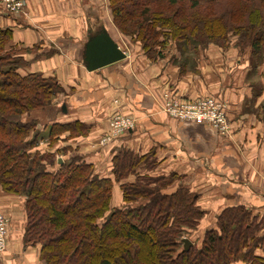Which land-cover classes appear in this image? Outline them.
I'll return each instance as SVG.
<instances>
[{
    "label": "trees",
    "instance_id": "16d2710c",
    "mask_svg": "<svg viewBox=\"0 0 264 264\" xmlns=\"http://www.w3.org/2000/svg\"><path fill=\"white\" fill-rule=\"evenodd\" d=\"M109 8L117 28L128 25L127 36L148 59L163 58L170 41L177 49L227 44L229 32L253 60L262 59L264 0H109ZM10 40L11 32L0 29V190L25 199L23 248L38 245L43 264H264L255 255L264 243L262 219L244 207L222 210L199 243L183 251L182 240L197 231L205 212L181 177L151 174L157 165L152 154L115 152L111 180L77 153L58 165L69 148L40 152L38 123L22 117L46 113L64 90L52 77L21 76ZM183 50L172 60L176 65ZM260 112L264 124V105ZM47 129L50 146L65 132H89L78 121ZM113 183L120 186L121 208L111 207Z\"/></svg>",
    "mask_w": 264,
    "mask_h": 264
},
{
    "label": "crops",
    "instance_id": "0c3cea01",
    "mask_svg": "<svg viewBox=\"0 0 264 264\" xmlns=\"http://www.w3.org/2000/svg\"><path fill=\"white\" fill-rule=\"evenodd\" d=\"M24 1L21 15L5 14L0 6V29L11 32L10 46L22 60L17 72L55 78L64 90L46 113L35 112L40 120L37 129L44 133L52 123L75 121L89 128L86 138H91V144L87 147L80 145L82 138L59 139L60 149L72 150L60 155L62 162L77 153L92 165L95 174L112 180L115 152L126 149L138 156L152 154L157 165L151 174L181 177L180 185L197 197V207L205 212L189 237L192 243L215 226L216 217L226 208H247L264 221V128L254 114L264 101L263 51L262 59L253 60L250 48L236 43L225 50L209 48L190 77L178 75L166 60L160 62V68H151L147 62L131 64V57L88 73L81 63L88 30L104 28L121 49L110 22L108 0ZM167 87L185 99L205 95L226 103L232 133L220 136L208 125L167 116L158 96ZM62 105L66 108L63 114ZM117 110L132 117L135 127L105 150L99 149L98 137ZM133 180L134 176L127 178ZM112 192L111 207H118L122 204L118 183H113ZM0 212L11 222L0 264H43L37 250L22 246L24 198L0 190ZM255 255L264 257V252Z\"/></svg>",
    "mask_w": 264,
    "mask_h": 264
},
{
    "label": "rangeland",
    "instance_id": "374dc122",
    "mask_svg": "<svg viewBox=\"0 0 264 264\" xmlns=\"http://www.w3.org/2000/svg\"><path fill=\"white\" fill-rule=\"evenodd\" d=\"M24 4H25V1H24ZM24 7H25V5H24ZM108 10H109V18H110V22H111V25L113 26V28L115 29V32H116V35H114V37H115V39H116V42H118L119 44H120V47H121V49L123 50V51H125V52H128V54L130 55V56H128V57H131V64L134 62H137V64H138V62H143V63H146L148 66H150L151 68H153V67H155V66H158L159 68H160V66H161V64H160V62L161 61H163V60H166L167 62H169V64L170 63H174L172 66L173 67H176V69H177V73H178V75H182V76H184V77H190V74H195L196 73V71H197V69H198V67H199V64H200V59H201V54L202 53H204V52H206L207 51V49H209V48H212V47H214V48H218V49H222V50H225V49H227L228 48V46L229 45H233L234 44V42H235V40H237L238 39V35L237 34H235V33H233V32H229L228 33V35L226 36V40H227V44H223V42H214V43H208L207 42V44L205 45V48H203V47H200V45L199 46H197L196 48H195V46H192L191 44H189V45H185L184 47H185V49H184V47H180L181 49H177V47H176V43H174V42H172V41H170L168 44H167V46H166V48L163 50V55H164V57L163 58H159V59H148L144 54H143V52H142V47H141V44L139 43V42H137V41H135L133 38H131V37H129V36H127L128 34L127 33H129V31H130V27H128V25L127 26H124V28H120L119 26H118V28H117V24L115 23V21H114V15H113V11L109 8V0H108ZM24 12V9H23V11H22V13ZM21 13V14H22ZM203 43V42H202ZM179 45V44H178ZM177 45V46H178ZM228 45V46H227ZM227 46V47H226ZM184 49V50H183ZM181 51L182 52V50L184 51L183 52V55L181 56V61H180V63L179 64H175V62H172V60L176 57L178 60H179V58H178V54H179V51ZM180 52V53H181ZM13 53V52H12ZM263 54H264V50H263ZM12 56L13 57H15L14 56V53L12 54ZM141 58H144V59H141ZM21 60V59H20ZM177 60V61H178ZM21 63H22V60H21ZM168 64V65H169ZM183 64V65H182ZM20 67H22V65H20L19 66V68ZM175 69V68H174ZM176 69H175V71H176ZM190 73V74H189ZM171 89H173V88H171V87H167V88H163L162 90H161V92H160V94H158V96H159V104H160V107H161V103H162V100H161V98L164 100L165 98H164V95H165V93L166 92H168V93H176L177 91H175V90H171ZM64 93H61V94H59L58 96H60V95H63ZM58 96H56V98L55 99H57V97ZM204 97H206L205 95H204ZM212 97H214V96H212ZM215 98V97H214ZM55 99L53 100V102L55 101ZM217 100H219L218 98H216ZM193 100V99H192ZM219 101H221V100H219ZM223 102V101H222ZM113 104H114V102H113ZM264 105V101L258 106V109L254 112V114H255V116L257 117V119L262 123V121L261 120H263V117H262V115H260L261 114V112H260V109H261V107ZM109 118H110V116H109ZM35 120L38 124H37V126H36V129L40 126V123H39V118H37L35 115H34V113H32V114H30V115H28V116H23L22 117V120H25L26 122L27 121H30V120ZM229 121V120H228ZM229 123V134L228 135H230L231 133H232V129H231V126H230V121L228 122ZM263 124V123H262ZM135 127V126H134ZM263 128H264V124H263ZM47 132H48V129H47ZM47 132H41V137L39 138V142H38V147H37V149L38 150H40V152H50V153H52V152H54L55 150H59L60 148H59V146H58V142L60 141V140H58L57 142H55V143H53L52 144V146H50L49 145V143L50 142H47L46 140H47V138H46V134H47ZM107 133H108V120H107V128L105 129V131L102 133V135H100L99 137H98V140H97V145L98 146H100V148L99 149H103V150H105V146L106 145H99V142L102 140V138H106L107 137ZM88 136V133L87 134H81V135H77V134H71V133H69V132H65V133H63L59 138L61 139V138H63V137H65V138H68L69 140H73V139H80V138H82L83 140H81L82 142H80V145H82V146H85V147H87V146H89L91 143H90V139L91 138H86ZM32 137V133H30V138ZM42 139V140H41ZM69 144H76V142H70ZM69 144H67V145H69ZM65 144H63V146H64ZM108 146V145H107ZM82 148V147H81ZM102 150V151H103ZM57 161L58 160H61V157H59V158H57L56 159ZM62 161V160H61ZM55 163H56V161H55ZM120 187V186H119ZM4 193V192H3ZM119 193H120V195H121V191H120V188H119ZM6 194V193H5ZM7 195H9V194H7ZM15 196V195H14ZM112 196H113V192H112ZM122 196V195H121ZM19 197H22V198H24L23 196H19ZM24 201H25V199H24ZM111 203H113V200L111 199ZM122 207V204L120 205V206H118L117 207V205H116V207H114V208H121ZM1 213V212H0ZM2 215H4L3 213H1ZM4 216H6V215H4ZM7 217V216H6ZM259 217V216H258ZM8 218V217H7ZM25 218V217H24ZM259 219H262V218H260L259 217ZM25 224V223H24ZM7 225H8V229H9V227H10V225H11V222H10V220H9V218H8V221H7ZM262 226H263V228H264V221L262 220ZM263 232H264V229H263ZM7 238H8V234H7ZM189 240V239H188ZM199 241L200 240H196V242L194 241V243H199ZM7 239H6V242H5V246H4V249H3V251L2 252H0V254H2V253H4V252H6V249H7ZM193 243V244H194ZM30 248H33V249H35V250H37V252H39V246L37 245V246H34V247H30ZM256 251H260V252H264V243H261V246L259 247V249H257ZM40 261V260H39ZM42 262V261H41Z\"/></svg>",
    "mask_w": 264,
    "mask_h": 264
},
{
    "label": "built area",
    "instance_id": "2783aa9c",
    "mask_svg": "<svg viewBox=\"0 0 264 264\" xmlns=\"http://www.w3.org/2000/svg\"><path fill=\"white\" fill-rule=\"evenodd\" d=\"M2 11L8 15H21L24 9V0H0ZM161 98V110L176 121H190L195 124L210 126L217 135L228 136L229 121L226 103L212 96L196 99H185L177 93H168ZM118 105V101H114ZM135 126L132 117L123 114L122 111L114 112L108 119L107 137L102 138L99 145H110ZM8 218L0 213V252L3 251L8 234Z\"/></svg>",
    "mask_w": 264,
    "mask_h": 264
},
{
    "label": "water",
    "instance_id": "95a60500",
    "mask_svg": "<svg viewBox=\"0 0 264 264\" xmlns=\"http://www.w3.org/2000/svg\"><path fill=\"white\" fill-rule=\"evenodd\" d=\"M87 34V41L81 53V63L86 72L99 71L102 68L117 64L130 56L128 52L119 48L104 28L96 32L90 29ZM60 110L62 114L65 113V105H62ZM61 163V160L57 161L58 165ZM182 244L183 251H188L192 246V242L188 239H183Z\"/></svg>",
    "mask_w": 264,
    "mask_h": 264
}]
</instances>
